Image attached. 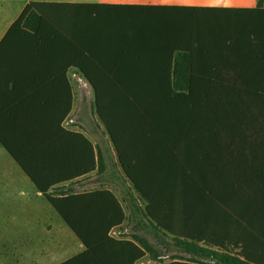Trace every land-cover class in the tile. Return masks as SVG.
I'll list each match as a JSON object with an SVG mask.
<instances>
[{
	"label": "trees",
	"instance_id": "1",
	"mask_svg": "<svg viewBox=\"0 0 264 264\" xmlns=\"http://www.w3.org/2000/svg\"><path fill=\"white\" fill-rule=\"evenodd\" d=\"M43 27L64 36L67 67L93 86L123 171L121 199L108 189L52 194L58 179L35 176L5 146L85 246L60 264L159 261L162 253L146 237L112 235L129 216L187 254L167 264H264V0L253 8L31 2L12 29L40 39ZM129 72L167 76L157 83L166 95L156 96L154 83L129 80ZM146 86L151 96H141ZM232 116L238 127L227 136L252 155L220 176L218 159L199 140L207 131L197 127ZM190 124L197 130L186 131ZM209 134L218 138V126ZM83 138L91 149L86 174L96 163ZM98 165L100 173L107 168L101 151Z\"/></svg>",
	"mask_w": 264,
	"mask_h": 264
},
{
	"label": "crops",
	"instance_id": "2",
	"mask_svg": "<svg viewBox=\"0 0 264 264\" xmlns=\"http://www.w3.org/2000/svg\"><path fill=\"white\" fill-rule=\"evenodd\" d=\"M258 1L0 0V177H4V168L9 167L8 163L12 161L14 188L24 186L35 194L29 198V203L25 204L17 201L14 193V223L10 232L8 231L13 256L14 250L17 249L19 256L27 259V264H60L83 252L85 246L18 164L6 145L30 164L35 176L44 177L49 181L58 179L57 184L50 188L52 194L108 189L118 196L116 185L122 193L121 186L116 183L114 176L108 175L111 173L109 163L112 162L115 152L112 141L105 143L99 140V121L92 116L93 112H96V94L93 86L80 70L73 66L67 67L66 41L64 36L55 34L53 27H43L40 30V39H36L33 30L24 33L20 29H12L26 6L31 2H50L111 6L253 8L257 6ZM146 67L152 69L153 63ZM129 75V80L154 83L156 96L166 95L164 91H158L161 87L157 83L168 80L167 76L151 72L140 76L129 72ZM148 88L149 86H146L145 93L141 96L152 95V88ZM109 96L116 94L110 93ZM71 119L74 123H68ZM234 120L235 117L232 116L213 125L203 121L201 126L197 127L207 131L199 140L203 147H206L205 152H209V158L212 156L218 159L220 176H225L223 172L228 169L238 170L237 167L247 159L245 157L252 155L248 149L241 148V140L227 136L229 130L238 127ZM214 125L219 128L218 138H212L209 134ZM177 128V124H172V131H177ZM187 128L186 131L197 130L191 124ZM174 133L176 136L177 132ZM83 136L92 143L96 163V168L86 174H83V169L91 167L92 161L91 149ZM188 142L194 144L195 137ZM211 145H217L218 149L214 150ZM98 151L105 156L107 165L102 173L99 172ZM10 188L12 186L6 189L0 187V193L2 189L7 193ZM39 198H44L45 201H40ZM120 229L121 227L114 228L113 231L116 233V230ZM113 231V236L125 237L116 236ZM15 242L20 245L15 246ZM145 258L136 264H141Z\"/></svg>",
	"mask_w": 264,
	"mask_h": 264
},
{
	"label": "rangeland",
	"instance_id": "3",
	"mask_svg": "<svg viewBox=\"0 0 264 264\" xmlns=\"http://www.w3.org/2000/svg\"><path fill=\"white\" fill-rule=\"evenodd\" d=\"M92 116L95 117L94 119L97 118V120L99 121V140L107 143V141L109 140V136L107 135L102 122L98 118L96 112H93ZM113 153L114 154L112 162L109 163V169L111 170V173H109L108 175L112 174L116 183L121 186L119 182L121 181L120 179L123 171H121V168L116 164L117 159L115 156V152ZM8 164L10 166L8 167L5 165L6 168H4V177H0V187L6 189L12 186V188H10L11 190L7 193L3 189L2 193H0V264H27V259L19 256V252L17 251V249L14 250V256L11 254L9 232L11 225L14 223V193L16 197L15 199L25 204L29 203V198L35 196V194L32 193L30 189L24 186H17L14 188V162L10 161ZM100 180L102 181V176L100 177ZM115 190L117 191L118 196L122 198V193L120 192V189L117 185L115 186ZM39 200L45 201L44 198H39ZM123 204L124 206H126V202H123ZM126 212L128 215H130V210L127 207ZM134 233H138L146 237L152 243V245L162 253V257L159 261H154L149 257V255H147V257L142 261L141 264H167L171 262L176 255L187 256L186 253L173 245L171 241L168 240L170 245L167 246L160 240H158L154 236V234L147 229L136 227V220L134 221L130 216L126 220L123 227H121L120 230H116V233L114 232L113 234H116V236H131ZM14 245L18 247L20 243L15 242Z\"/></svg>",
	"mask_w": 264,
	"mask_h": 264
},
{
	"label": "built area",
	"instance_id": "4",
	"mask_svg": "<svg viewBox=\"0 0 264 264\" xmlns=\"http://www.w3.org/2000/svg\"><path fill=\"white\" fill-rule=\"evenodd\" d=\"M68 123H74V120L73 119H71Z\"/></svg>",
	"mask_w": 264,
	"mask_h": 264
}]
</instances>
